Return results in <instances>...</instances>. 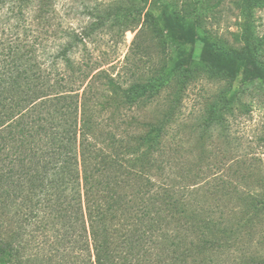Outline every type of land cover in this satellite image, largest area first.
Returning <instances> with one entry per match:
<instances>
[{
	"label": "rangeland",
	"instance_id": "374dc122",
	"mask_svg": "<svg viewBox=\"0 0 264 264\" xmlns=\"http://www.w3.org/2000/svg\"><path fill=\"white\" fill-rule=\"evenodd\" d=\"M177 16L195 42L163 28ZM247 27L254 33L249 46L241 39ZM59 29L88 34L70 54L73 63L92 67L88 76L81 70L73 77L84 100L80 136L110 156V173L126 190L149 199L155 193L160 208L169 196L182 201L180 225L164 230L169 237L154 245L147 262L177 241L173 232L184 244L196 240L194 232L215 240L216 250L183 257L180 249V264H264V209H254L264 201V0H0V68L24 35L51 41ZM204 45L211 50L207 61ZM154 74V97L132 103L122 97L134 79ZM155 120L164 123L162 133L149 143L151 128L140 123ZM142 135L145 159L128 151ZM6 137L0 133V248L6 243L11 251L1 264H95L87 210L85 222L72 226L64 204L55 211L36 186L7 178L20 147ZM118 222L110 231H123ZM93 231L105 264H121L124 254L130 260L121 239L108 235L106 243L98 222ZM164 253L161 264H168Z\"/></svg>",
	"mask_w": 264,
	"mask_h": 264
},
{
	"label": "trees",
	"instance_id": "16d2710c",
	"mask_svg": "<svg viewBox=\"0 0 264 264\" xmlns=\"http://www.w3.org/2000/svg\"><path fill=\"white\" fill-rule=\"evenodd\" d=\"M182 10L188 13L186 8L182 7ZM163 28L171 35L179 33L186 42L196 41L191 27L181 26L180 16L165 19ZM84 36L88 34L71 33L65 29L53 33L51 41L48 37L37 41L24 35L19 47L15 48L16 54L11 62L0 68V133L6 132V139L20 147L19 157L10 161L15 168H10L7 178L19 176L21 180H27V184L36 186L43 196L49 197L48 201L56 208L55 211H59L64 204L63 210L66 214L68 212L67 219L72 226L80 221L85 222L87 210L86 221H89L88 226L92 231L95 264H105L102 261V243H95L97 235L93 228L97 222L101 224L104 232L107 230L104 237L106 243L108 235L113 234L126 246L130 260L124 254L121 264H161L160 258L165 250L164 255L170 262L168 264H180L176 260V253L180 249L183 257L213 252L216 250L215 240L203 235L204 233L194 234L186 228L187 233L193 232L196 240L184 244L179 235L173 232L172 237L177 241L172 239L171 245L166 246L164 251L162 248L157 250L155 263L147 262L154 245L164 241L166 236L169 237L168 233L164 236V230L172 231L173 223L180 225L179 211H183L180 207L182 201L169 196L170 200L161 209L154 206L157 198L155 193L152 195L154 198L149 199L143 193L139 196L130 189L126 190L124 181L110 173L114 169L113 162L108 161L110 156L82 138L83 135L80 136L81 132L83 134L86 119L81 112L84 100L73 86L74 74L82 70L81 74L88 76L92 67L86 70L73 63L70 54L73 43L81 42ZM253 36L251 27H247L241 39L249 46ZM48 41L49 44L58 43V49H49ZM210 52L209 46L204 45L201 58L204 61L209 60L207 55ZM155 75L147 79H134L122 97L129 103L135 102V99L149 100L154 97L158 91ZM158 122L159 120L140 123L151 128L150 134L148 133L149 143L153 141L152 135L157 141L159 133H162L160 129L164 123ZM93 126L100 128L101 124L93 122ZM178 130L177 136H174L176 138L180 135ZM178 138L179 143L182 142L181 135ZM134 141L135 148L130 147L128 151H135L145 159L147 152L143 151L139 142L146 144L148 139L142 135ZM86 159L90 164L86 165ZM53 195L55 198L52 200ZM149 204L151 209L146 207ZM254 209H264V201L255 204ZM61 216L64 217V214ZM116 220H121L118 225L119 228L122 227V232L115 227L110 231ZM82 227L85 230L84 223ZM159 229L163 233V239L155 235ZM10 251V246L6 243L0 248V264ZM169 251L176 256L168 257ZM93 263L91 260V264Z\"/></svg>",
	"mask_w": 264,
	"mask_h": 264
}]
</instances>
